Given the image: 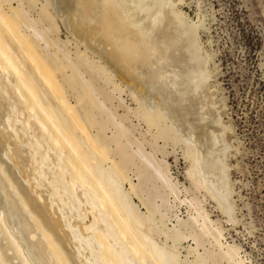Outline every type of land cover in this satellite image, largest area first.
I'll return each instance as SVG.
<instances>
[{
    "label": "bare ground",
    "instance_id": "bare-ground-1",
    "mask_svg": "<svg viewBox=\"0 0 264 264\" xmlns=\"http://www.w3.org/2000/svg\"><path fill=\"white\" fill-rule=\"evenodd\" d=\"M182 2L0 0V264L247 263L204 206L235 221L212 55Z\"/></svg>",
    "mask_w": 264,
    "mask_h": 264
},
{
    "label": "rangeland",
    "instance_id": "rangeland-1",
    "mask_svg": "<svg viewBox=\"0 0 264 264\" xmlns=\"http://www.w3.org/2000/svg\"><path fill=\"white\" fill-rule=\"evenodd\" d=\"M38 1L44 5L51 0ZM182 1L183 11L202 23L201 43L205 52L212 55L210 89L214 112L221 114L228 128V164L231 184L234 185L233 202L237 203L234 204L235 212L237 210L235 224L221 214L214 201L208 200V205L204 203V206L213 213L212 220L217 227L223 230L225 248L236 245L242 249L241 258L246 264H264V0ZM39 3L38 9L41 8ZM66 33L63 29L60 38L63 42L70 39L72 45L69 47L73 52L76 45ZM129 106L135 109L130 102ZM180 158L179 163H174V158L170 163L175 166L173 174L179 177L182 191H185V187L191 188L190 181L186 179L189 163L185 162L183 153H180ZM185 195L184 199L189 196ZM200 197L204 201L203 195ZM188 211L187 206H182L183 218L188 216ZM191 245H194L192 241L187 242L185 247ZM209 245L206 248L214 250ZM201 252L204 253L205 248ZM187 257L188 253L183 251V262L186 258L183 264H189Z\"/></svg>",
    "mask_w": 264,
    "mask_h": 264
}]
</instances>
